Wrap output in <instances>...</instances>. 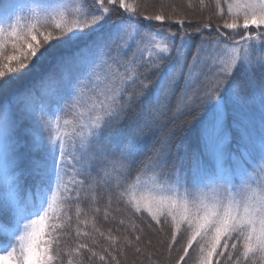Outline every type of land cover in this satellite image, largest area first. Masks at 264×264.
<instances>
[{"label": "snow or ice", "instance_id": "snow-or-ice-1", "mask_svg": "<svg viewBox=\"0 0 264 264\" xmlns=\"http://www.w3.org/2000/svg\"><path fill=\"white\" fill-rule=\"evenodd\" d=\"M0 262L264 264V0H0Z\"/></svg>", "mask_w": 264, "mask_h": 264}, {"label": "trees", "instance_id": "trees-1", "mask_svg": "<svg viewBox=\"0 0 264 264\" xmlns=\"http://www.w3.org/2000/svg\"><path fill=\"white\" fill-rule=\"evenodd\" d=\"M110 225H104V227H109ZM191 251V250H190Z\"/></svg>", "mask_w": 264, "mask_h": 264}, {"label": "rangeland", "instance_id": "rangeland-1", "mask_svg": "<svg viewBox=\"0 0 264 264\" xmlns=\"http://www.w3.org/2000/svg\"><path fill=\"white\" fill-rule=\"evenodd\" d=\"M0 264H2V262H0Z\"/></svg>", "mask_w": 264, "mask_h": 264}]
</instances>
